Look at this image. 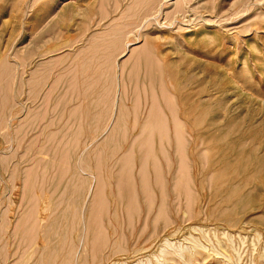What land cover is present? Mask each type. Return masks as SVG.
I'll use <instances>...</instances> for the list:
<instances>
[{"label": "rangeland", "instance_id": "1", "mask_svg": "<svg viewBox=\"0 0 264 264\" xmlns=\"http://www.w3.org/2000/svg\"><path fill=\"white\" fill-rule=\"evenodd\" d=\"M176 249L264 264V0H0V264Z\"/></svg>", "mask_w": 264, "mask_h": 264}, {"label": "bare ground", "instance_id": "2", "mask_svg": "<svg viewBox=\"0 0 264 264\" xmlns=\"http://www.w3.org/2000/svg\"><path fill=\"white\" fill-rule=\"evenodd\" d=\"M177 248L181 249V251H183V249H184L183 246L182 247H177ZM219 249H220V251L223 252L224 255H226L227 257H230V255H229L230 253H229L228 246L221 244L220 241H219ZM177 250L178 249L173 250L172 252L166 253L164 256H161L160 257L161 259L159 258L158 260H161L165 264L169 259H171V261H174V263L181 264V259L183 258V256L185 254H179V252ZM170 254H174L175 257H177L178 259H176V258H168V255H170ZM195 255H196V257H194ZM191 256L194 257V258L191 257L193 259L192 262H188V259H186L185 260L186 264H195V262L197 260H199L200 257L204 260L203 261L204 262L203 264H205L206 259L208 257L203 252H199V253L197 252V254L194 253V252H192L191 253ZM155 257H156V255H155ZM141 264H144V263L142 262ZM148 264H152V263H148Z\"/></svg>", "mask_w": 264, "mask_h": 264}]
</instances>
